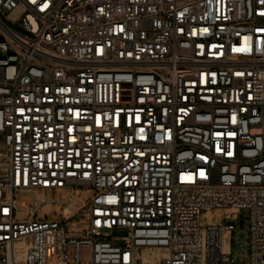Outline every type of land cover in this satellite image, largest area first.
Masks as SVG:
<instances>
[{
    "label": "built area",
    "instance_id": "built-area-1",
    "mask_svg": "<svg viewBox=\"0 0 264 264\" xmlns=\"http://www.w3.org/2000/svg\"><path fill=\"white\" fill-rule=\"evenodd\" d=\"M236 222L264 264V0H0V264H245Z\"/></svg>",
    "mask_w": 264,
    "mask_h": 264
},
{
    "label": "rangeland",
    "instance_id": "rangeland-1",
    "mask_svg": "<svg viewBox=\"0 0 264 264\" xmlns=\"http://www.w3.org/2000/svg\"><path fill=\"white\" fill-rule=\"evenodd\" d=\"M70 190H65L63 192H51V191H45V190H38L37 194L34 193H25V194H20L17 197V205L19 210L21 211H27L26 213H21L18 214V217L21 219H27L31 217L30 210L27 207H24L22 205V197L24 195H29L32 199H47L50 201H55L57 199H67L70 195ZM75 194L78 197H81L84 200L89 199L93 195V191L91 190H81L77 189L75 191ZM65 205L63 204H54V203H45L42 205L41 210L38 214L39 219H48L51 221L54 220H60L61 215L63 213V208ZM69 207H74V204L71 203L69 204ZM79 217H77L78 219ZM236 225L238 229L243 228L239 232H237L234 235V241H233V248H232V254L233 257L236 261L238 262H244L245 264L250 263V249L249 245L247 244V239H248V224L244 223L242 224L241 222H236ZM117 234H123V230L116 231Z\"/></svg>",
    "mask_w": 264,
    "mask_h": 264
},
{
    "label": "bare ground",
    "instance_id": "bare-ground-1",
    "mask_svg": "<svg viewBox=\"0 0 264 264\" xmlns=\"http://www.w3.org/2000/svg\"><path fill=\"white\" fill-rule=\"evenodd\" d=\"M224 209H216V210H207L206 216H213L215 222H219L222 218ZM225 241L227 244V237L225 236ZM140 257L143 259L146 264H158L162 257V252L160 248L157 247H145L139 250Z\"/></svg>",
    "mask_w": 264,
    "mask_h": 264
},
{
    "label": "snow or ice",
    "instance_id": "snow-or-ice-1",
    "mask_svg": "<svg viewBox=\"0 0 264 264\" xmlns=\"http://www.w3.org/2000/svg\"><path fill=\"white\" fill-rule=\"evenodd\" d=\"M233 119H235V118H233ZM201 175H203V173H201Z\"/></svg>",
    "mask_w": 264,
    "mask_h": 264
}]
</instances>
